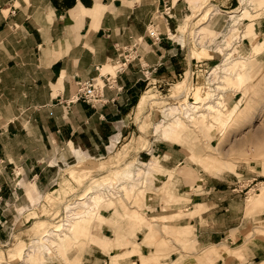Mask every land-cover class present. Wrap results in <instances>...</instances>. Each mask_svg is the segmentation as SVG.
I'll return each mask as SVG.
<instances>
[{
	"label": "rangeland",
	"instance_id": "obj_1",
	"mask_svg": "<svg viewBox=\"0 0 264 264\" xmlns=\"http://www.w3.org/2000/svg\"><path fill=\"white\" fill-rule=\"evenodd\" d=\"M189 2L193 6V1ZM208 2L202 0L199 6L191 7L190 15H185L188 12L185 10L172 40L180 43L178 38L184 39V45H191L192 56L204 59L210 72L217 67L218 74L211 76V80L210 72H203L205 79L200 77L203 78L200 86L201 81L196 83L195 75L189 71L183 81L178 79L172 85L151 88L124 140L120 139L113 147L106 148L103 155L89 161H81L83 157H80L81 162L75 165H72L74 161L69 162L66 172L71 182L63 180L68 189L56 190L45 197L49 208L42 211L43 215L34 217L24 227L0 225V233L12 234L15 242L21 241L22 236L28 239L27 244L15 248L25 247L21 255L16 251L14 255L9 250L6 252L5 243L0 245V264L9 260L13 264L19 260L25 264H81L83 255L96 243V226L102 223L112 227L113 235L112 239L96 243L102 249L132 245L130 251L121 249L123 254L110 257L108 264L130 262L126 257L134 253L140 255L139 264H264V195L261 200L258 197L264 188V33L254 28L264 16V0H234L232 6L226 7L231 10L229 13L217 12L213 16ZM233 12L241 15L229 18ZM169 17L170 13L162 7L152 20L163 22ZM227 57L230 58L226 60ZM230 59H234V64L224 66ZM106 71L112 73L113 67ZM177 82H184L185 86L176 96ZM99 84L102 85L100 81ZM217 85L218 95L208 101ZM219 95L221 106L204 119L189 122L180 113L176 117H164L165 108L180 103L199 104L198 111L203 112V106L214 102ZM157 125H160L158 133ZM151 141L173 143L186 156L169 179H158L157 183H153L151 174L161 172L160 167L156 168L158 159L144 152L138 154L141 149H148ZM131 164V172L124 178L118 177ZM174 176L183 178L187 185L184 197L175 191ZM147 181L156 189L148 190ZM202 182L212 187L208 195L210 203L199 204L203 201L194 199L185 211L178 203L187 202L192 193L201 192ZM152 192L161 200L163 210L175 209L145 214L144 202L151 201ZM99 199L100 204H96ZM83 200H88V206L84 210L76 208L79 218H70L72 229L64 231L63 223L69 219L68 205ZM183 219H192L201 230L217 231L219 236L215 241L225 231L231 240L201 247L194 237V226L175 225ZM88 221V234L79 233ZM138 231L139 239L123 244V236L133 237ZM63 232H66L63 240H55L52 233ZM45 237H51L54 242L43 241ZM34 238L41 242L33 254L30 250ZM142 247H148L146 255L140 253ZM252 252L256 258L248 260Z\"/></svg>",
	"mask_w": 264,
	"mask_h": 264
},
{
	"label": "crops",
	"instance_id": "obj_2",
	"mask_svg": "<svg viewBox=\"0 0 264 264\" xmlns=\"http://www.w3.org/2000/svg\"><path fill=\"white\" fill-rule=\"evenodd\" d=\"M189 1L0 0V225L24 227L34 217L43 215L42 211L49 208L45 197L56 190L68 189L63 180L70 179L71 182L70 174L66 172L69 162L74 161L72 165H75L83 160L89 161L103 155L116 141L124 140L130 134V124H134L141 112L146 93L151 94V88L172 85L178 79H181L178 82L183 81L189 71L195 75L196 83L201 81V86L203 78L200 77L208 71L207 63L192 56L191 45H184V39L178 38L180 43L172 40L185 10H188L185 15H190L191 7L199 6L202 0H192L191 7ZM208 1L213 16L217 12L229 13L231 10L226 7L232 6L234 0ZM164 3L170 5V17L163 22L152 20ZM150 24L159 35L157 41L146 35ZM254 28L264 33V16ZM138 37H143L138 51L144 67L133 62L123 72L115 74L111 87L101 89L100 103L69 101L79 82L101 73H111L106 71L110 66L114 73L113 62L118 48L130 46ZM242 62L244 64L245 60ZM232 64L234 59L228 60L224 66ZM145 69L150 80L142 74ZM211 71L207 73L210 72L209 79L212 80L211 76L218 74L217 67ZM177 83L174 85L176 96L184 91L185 86L184 82ZM218 91L217 85L208 101L218 95ZM143 152L158 159L156 168L160 167L161 172L151 174L153 183L158 179H169L172 171L186 159L180 149L167 141H151L148 149L138 152L139 156ZM80 157H83L81 161L78 160ZM131 166L133 164L118 177L127 176ZM146 183L148 190L156 189L152 183ZM172 184L184 197L188 191L184 189L187 186L184 179L174 176ZM73 187L74 184L70 189ZM199 190L201 192L192 193L194 195L189 196L187 202L180 201L178 205L184 206L186 211L194 199L203 201L199 204H209L212 187L202 182ZM155 194L151 201L145 200L142 209L145 214L175 209L163 210L162 202ZM89 224L90 221L82 225L79 233L88 234ZM175 225L194 226V237L201 247L207 248L223 239L231 240L225 231L215 241L219 236L217 231L201 230L192 219L177 221ZM96 227V243L113 238L109 225L102 223ZM7 234L0 233V245L5 243L6 252L9 250L14 255L16 251L21 255L25 247L21 250L15 248L27 244V237L22 236L21 241L15 242L12 234ZM140 235L138 231L133 237L125 235L121 238L126 244L139 239ZM33 240L30 251L34 254L38 248ZM96 243H92L83 255L81 264H108L110 257L125 249L130 251L132 247L102 249ZM147 249L142 247L140 253L146 255ZM254 258L256 255L252 252L248 260ZM126 259L130 262L125 260L123 264L140 263L138 253ZM11 262L13 260L5 264ZM16 264L25 263L19 260Z\"/></svg>",
	"mask_w": 264,
	"mask_h": 264
},
{
	"label": "built area",
	"instance_id": "obj_3",
	"mask_svg": "<svg viewBox=\"0 0 264 264\" xmlns=\"http://www.w3.org/2000/svg\"><path fill=\"white\" fill-rule=\"evenodd\" d=\"M163 10L168 14L170 10V5L167 3L163 4ZM147 37L153 39V41H157L159 39V35L157 31L154 29L153 24H150L147 28L146 32ZM143 37L136 38L133 43L128 47H119L118 54L113 62L115 69L114 73H101L96 77H91L87 80L81 81L78 83V88L75 93L70 97V102L83 101L85 103H89L91 105H95L102 101L101 89L103 86L111 87V83L115 74L123 72L130 64L133 62H138L142 67L144 65L141 63V55L138 51L139 44L141 43ZM145 78H148V70L145 69L142 72ZM102 85L99 84V81ZM118 141L115 142L117 144Z\"/></svg>",
	"mask_w": 264,
	"mask_h": 264
},
{
	"label": "bare ground",
	"instance_id": "obj_4",
	"mask_svg": "<svg viewBox=\"0 0 264 264\" xmlns=\"http://www.w3.org/2000/svg\"><path fill=\"white\" fill-rule=\"evenodd\" d=\"M243 13V12H242ZM239 15H241V13L239 14H233V15H230V17L234 18V17H239ZM227 69V68H226ZM212 72V71H211ZM234 82V81H233ZM216 100L214 102H211V103H208L206 104L205 106H203V109L204 111L200 112L198 111V109L200 108L199 105H193V104H189V103H180L181 105L178 106V105H173V106H169L167 108H165L163 114H164V117L165 116H168L169 118L171 117H176V113H180L182 115L183 118H185L186 120H188L189 122H195L198 118H201V119H204L207 117V115L213 110V109H217L219 106H221V95L217 96L215 98ZM200 110V109H199ZM213 112V111H212ZM177 119V122H179V118H175ZM163 121V120H162ZM184 121V120H183ZM171 123V122H170ZM195 124V123H194ZM181 125V124H180ZM172 127V125H171ZM174 127V126H173ZM160 125H157L156 126V132H160ZM175 129V128H173ZM166 130V129H165ZM172 130V129H171ZM174 131V130H173ZM129 170V169H128ZM131 170V169H130ZM135 170L137 171H141L140 168H135ZM123 175V174H121ZM125 176V175H123ZM121 176V177H123ZM133 176V175H132ZM138 176V175H137ZM126 177V176H125ZM124 178V177H123ZM108 187V186H107ZM96 189V188H95ZM95 193V192H94ZM263 195H264V188L263 190L261 191L260 194H258V197L259 199L261 200L263 198ZM99 196V195H98ZM90 197V196H89ZM99 198V197H98ZM88 201V200H87ZM87 201H75L73 204H70L68 205V209L67 211L69 212L68 214V217L69 219L67 218V220L65 221L66 223H64L65 227H64V231L65 229L67 230H71L72 229V223L70 221V218L72 219V217H78L80 214L76 212V208H80V209H85L87 206H88V202ZM98 202V203H97ZM100 199L98 201H96L95 203L96 204H100ZM94 205V204H93ZM78 206V207H77ZM90 209V208H89ZM88 210V209H87ZM90 214V213H89ZM74 215V216H72ZM93 215V214H92ZM79 218V217H78ZM74 219V218H73ZM74 223V222H73ZM76 223V222H75ZM77 224V223H76ZM63 225V226H64ZM75 225V224H74ZM74 228V227H73ZM66 230V232H67ZM77 231V229H76ZM66 232H63V233H52L55 237V240H59V242H61V240H63V236L65 235ZM34 241V240H33ZM43 241H47L51 244V242L53 243L54 241H52L51 237H45L43 238ZM39 241L38 240H35L34 241V244H38ZM45 249V248H44ZM258 264H263V263H258Z\"/></svg>",
	"mask_w": 264,
	"mask_h": 264
}]
</instances>
